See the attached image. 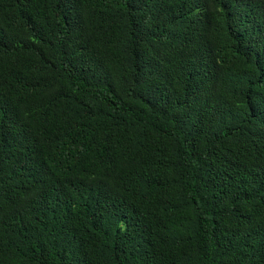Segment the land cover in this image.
I'll return each mask as SVG.
<instances>
[{"label": "trees", "instance_id": "trees-1", "mask_svg": "<svg viewBox=\"0 0 264 264\" xmlns=\"http://www.w3.org/2000/svg\"><path fill=\"white\" fill-rule=\"evenodd\" d=\"M0 264H264V0H0Z\"/></svg>", "mask_w": 264, "mask_h": 264}]
</instances>
